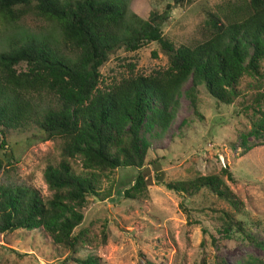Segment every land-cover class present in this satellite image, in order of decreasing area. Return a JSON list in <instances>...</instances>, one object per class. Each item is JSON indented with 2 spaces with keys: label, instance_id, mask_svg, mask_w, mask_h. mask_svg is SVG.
<instances>
[{
  "label": "trees",
  "instance_id": "1",
  "mask_svg": "<svg viewBox=\"0 0 264 264\" xmlns=\"http://www.w3.org/2000/svg\"><path fill=\"white\" fill-rule=\"evenodd\" d=\"M170 1L179 6L190 3ZM30 13L56 24L58 45L50 42L53 38L39 40L24 33L19 44L11 42L0 51V173L11 164L3 152L10 130L34 126L44 139L61 138L64 157L44 170L52 192L48 199L32 186L0 181V236L41 229L53 246L73 249L80 240L74 231L83 220L86 198L96 193L94 172L142 168L148 148L141 131L169 124L170 109L189 80L192 98L201 86L216 101L232 104L245 75L263 76L257 98L264 108V0L227 2L209 12L206 36L194 46L175 45L163 36L166 12L151 11L144 19L130 9L128 0H0V17L8 22ZM151 42L167 56L165 70L131 74L99 86V69L113 51L135 52ZM20 64L23 69H18ZM250 133L264 134V111ZM77 155L83 173H75L67 160ZM222 173L233 180L226 168ZM144 184L137 176L133 191L141 192ZM164 185L189 194L206 188L235 211L242 206L216 175ZM125 195L133 194L127 190ZM223 214L226 223L242 229V222ZM258 246L262 258L244 264H264V242ZM75 262L97 264L91 256Z\"/></svg>",
  "mask_w": 264,
  "mask_h": 264
},
{
  "label": "rangeland",
  "instance_id": "2",
  "mask_svg": "<svg viewBox=\"0 0 264 264\" xmlns=\"http://www.w3.org/2000/svg\"><path fill=\"white\" fill-rule=\"evenodd\" d=\"M190 0L182 6L170 0H128L130 9L146 19L151 11L166 12L163 36L175 45L194 46L206 36L204 21L227 2ZM170 6L169 9H166ZM26 33L39 40L59 39L56 24L33 13L8 22L0 17V51L19 44ZM168 67L167 56L156 42L135 52L113 51L100 67V87L129 75H150ZM20 64L18 69H23ZM264 72V63L261 66ZM263 76L245 75L232 104L216 101L201 86L188 94L189 80L170 112L169 124L141 131L148 150L142 168L96 171L95 195L86 198L80 240L73 249L55 247L41 229L16 230L0 236V264H78L88 256L97 264H244L263 256L264 242V134L250 133L264 111L257 98ZM194 100V102H192ZM47 101V98L45 99ZM36 127L10 130L6 136V172L0 181L35 188L48 199L52 192L44 179L48 165L64 157L61 138L44 139ZM9 155V156H8ZM75 173H83L80 156L67 158ZM226 168L233 180L222 173ZM144 178L141 192L133 191L137 176ZM216 175L242 202L240 211L201 188L194 194L176 192L167 182H187ZM130 190L131 197L125 192ZM223 212L242 222V229L225 222Z\"/></svg>",
  "mask_w": 264,
  "mask_h": 264
},
{
  "label": "water",
  "instance_id": "3",
  "mask_svg": "<svg viewBox=\"0 0 264 264\" xmlns=\"http://www.w3.org/2000/svg\"><path fill=\"white\" fill-rule=\"evenodd\" d=\"M9 156V155H8Z\"/></svg>",
  "mask_w": 264,
  "mask_h": 264
}]
</instances>
